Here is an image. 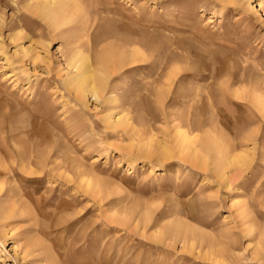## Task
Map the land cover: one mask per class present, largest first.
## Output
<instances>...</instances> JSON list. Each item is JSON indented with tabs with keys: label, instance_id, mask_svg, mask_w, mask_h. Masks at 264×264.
Returning a JSON list of instances; mask_svg holds the SVG:
<instances>
[{
	"label": "rangeland",
	"instance_id": "1",
	"mask_svg": "<svg viewBox=\"0 0 264 264\" xmlns=\"http://www.w3.org/2000/svg\"><path fill=\"white\" fill-rule=\"evenodd\" d=\"M58 1L0 0V264H264V0Z\"/></svg>",
	"mask_w": 264,
	"mask_h": 264
},
{
	"label": "bare ground",
	"instance_id": "2",
	"mask_svg": "<svg viewBox=\"0 0 264 264\" xmlns=\"http://www.w3.org/2000/svg\"><path fill=\"white\" fill-rule=\"evenodd\" d=\"M56 1H58V0H45V3L47 4V5H51V4H53V3H55ZM67 1V0H66ZM59 2V1H58ZM58 2H56V3H58ZM64 2V1H63ZM63 2H59V4H58V6L56 5L55 7L59 10V11H61L60 9H59V5L61 4V3H63ZM69 2V1H68ZM72 2H73V0H72ZM38 3V2H37ZM55 3V4H56ZM65 3V2H64ZM70 3V2H69ZM62 5V4H61ZM60 5V6H61ZM62 7H64V6H62ZM53 9H54V7L53 8H51V10H50V12H51V14H53ZM56 9V10H57ZM56 10H54V11H56ZM57 10V11H58ZM62 12V11H61ZM60 12V14H62ZM58 13V12H57ZM55 15V14H54ZM57 16V15H56ZM94 18V17H93ZM134 19V18H133ZM112 20V19H111ZM92 21V20H91ZM114 21V20H113ZM112 21V22H113ZM116 22V21H115ZM92 23V22H91ZM93 24V23H92ZM89 25H91V24H89ZM114 25V24H113ZM132 26V25H131ZM91 27V26H90ZM133 27V26H132ZM104 29H106L105 27H103ZM108 28V27H107ZM135 29H136V27H134ZM143 28V27H142ZM101 30H102V28H101ZM114 30V32H116L114 35L115 36H117V39L119 40V41H121V42H123V43H119L120 44V46L121 45H123V44H125V42L124 41H126L127 43V45H130V44H132V43H136V40H138V41H141V40H143V39H141L140 40V37L141 36H139V39H137V37H130V34H133L134 33V29H132V28H130L129 26L127 27H125V26H121V27H117L116 28V26H115V29L114 28H112V29H110V32H112ZM104 30H102V32H103ZM106 31H107V29H106ZM101 32V33H102ZM103 33H105V31L103 32ZM102 33V34H103ZM108 33V32H107ZM106 33V34H107ZM113 33V32H112ZM112 33H110L111 35L110 36H112ZM135 33H137V32H135ZM149 33V32H148ZM106 34H104V38H105V35ZM128 35H129V37H128ZM139 35V34H138ZM137 35V36H138ZM100 36H102V35H100ZM107 36V35H106ZM109 36V35H108ZM103 37V36H102ZM149 37V36H148ZM101 38V37H100ZM107 38V37H106ZM112 38V37H111ZM115 39H116V37H115ZM96 40V39H95ZM101 40V39H100ZM118 40H115V41H117L118 42ZM114 41V40H113ZM144 41V40H143ZM142 42V41H141ZM140 42V43H141ZM149 43V42H148ZM111 44H112V42H111ZM137 44H139V42H137ZM110 45V44H109ZM113 45H115V44H113ZM148 45V44H147ZM117 47H118V44L116 45ZM125 46V45H124ZM131 46V45H130ZM137 48V47H136ZM116 50V49H115ZM120 50V49H119ZM136 50V49H135ZM135 50L132 52V54L133 53H135V54H133L134 55V57L133 58H137L136 56H138L139 57V53H138V55L136 54L137 52H139V51H136L135 52ZM118 51V50H117ZM121 52V51H120ZM119 53V52H118ZM131 54V55H132ZM103 57H99L100 58V60H99V62H100V64L101 65H104V64H106L108 61H110V58H108V56L107 57H105V55H102ZM114 57H115V55H114ZM127 57V56H126ZM126 57H125V59H126ZM144 57V56H143ZM85 58V57H84ZM83 58V60L84 61H82L81 59L80 60H78V61H75V63H74V61H73V63H74V65H73V63H72V65H73V67L75 68V71H74V73H75V75L79 78L78 80H79V83H78V85H80V87L81 88H78V91H79V93L81 94V95H84V90L85 91H87L88 90V92L90 91L92 94H93V96H96V95H98V92L100 91V89H103L104 87L102 86V85H104V83H102L103 82V79H105V77H101V76H98L97 74H96V72L95 71H93V70H96V69H93V68H96L95 66H96V64H97V62H96V64H95V66H93V64H92V62L91 63H89L88 61H90V60H87L88 59V57H86L85 59ZM78 58H76L75 57V59L74 60H77ZM109 59V60H108ZM130 59V58H129ZM131 59H132V56H131ZM139 59V58H138ZM133 60V59H132ZM126 61V60H125ZM141 61V60H140ZM81 62L82 63H84V65L83 64H81ZM118 62V61H117ZM127 62H130L131 63V61H127ZM123 63V62H122ZM125 63V62H124ZM126 64V63H125ZM124 64V65H125ZM71 65V66H72ZM98 65V64H97ZM108 65V64H107ZM119 65H120V61H119ZM100 66V65H99ZM98 67V66H97ZM108 67V66H107ZM72 68V67H71ZM73 68V69H74ZM99 68V70H100V68L101 67H98ZM104 69V68H103ZM98 70V69H97ZM96 70V71H97ZM104 70H106V69H104ZM101 71H103L102 69H101ZM95 72V73H94ZM97 72H99V71H97ZM101 87H103V88H101ZM103 91V90H102ZM236 95V94H235ZM118 101V100H117ZM10 121V120H9ZM20 127V126H19ZM15 128H16V125H15ZM5 129V128H4ZM186 134V133H185ZM19 138H21V137H19ZM186 138V137H185ZM12 139V138H11ZM219 139V138H218ZM5 140V139H4ZM15 140V139H14ZM42 140V139H41ZM215 140V139H214ZM213 140V141H214ZM182 141H183V138H182ZM218 141H220V140H218ZM16 142H17V140H16ZM19 143H21V142H19ZM26 143V142H25ZM23 143H21V145H22ZM27 144V143H26ZM25 144V147H28L27 145ZM213 144H215V143H213ZM221 145H223V144H221ZM31 146V145H30ZM214 147V146H213ZM219 148H222V151H223V147H221L220 145H219ZM217 146L215 147V149H216V151L215 152H217V154H218V159H219V164L222 166L223 164H224V166H225V164H232V159L231 158H229L230 157V154H229V156H228V154H227V156H226V153L225 152H222L220 149H219ZM224 148H225V146H224ZM228 148V147H227ZM229 149V148H228ZM4 150H6V148L4 149ZM9 150V149H8ZM227 150V149H226ZM10 151V150H9ZM162 151H164L163 149H162ZM31 152V151H30ZM165 152V151H164ZM16 153L18 154V155H22L23 153L25 154V148H19V149H16V152H15V155H16ZM12 154H14V153H12ZM164 154V153H163ZM162 154V155H163ZM171 154V153H170ZM166 155H168L167 153H166ZM24 156V155H23ZM173 156V155H172ZM195 156V155H194ZM205 156V155H204ZM240 156V155H239ZM164 157V156H163ZM166 157V156H165ZM232 157V156H231ZM235 157V156H234ZM233 157V158H234ZM237 157V156H236ZM241 158V157H240ZM203 159V158H202ZM235 159V161L237 160L236 158H234ZM243 159V158H242ZM204 161V160H203ZM234 161V160H233ZM234 161V162H235ZM239 161H241L240 159H239ZM238 161V162H239ZM30 162V161H29ZM29 162H25V163H27V164H29ZM237 162V161H236ZM241 162H243V161H241ZM1 163V162H0ZM212 163V162H211ZM217 163V164H218ZM240 163V162H239ZM22 164H24V163H22ZM206 164H207V162H206ZM236 164V163H235ZM26 165V164H25ZM24 166V165H23ZM27 167H29V165H27ZM27 169V168H26ZM219 169V168H218ZM11 170V169H10ZM12 171H13V169H12ZM14 172V171H13ZM150 213V212H149ZM11 216V215H10ZM117 217V216H116ZM147 217V216H146ZM8 218V217H7ZM146 220V219H145ZM180 222V221H179ZM182 223V222H181ZM179 224V223H178ZM184 224V223H183ZM179 226H181V225H178V227ZM183 226V225H182ZM181 226V227H182ZM186 226V225H185ZM175 227H177L176 226V224H175ZM184 228V227H183Z\"/></svg>",
	"mask_w": 264,
	"mask_h": 264
}]
</instances>
